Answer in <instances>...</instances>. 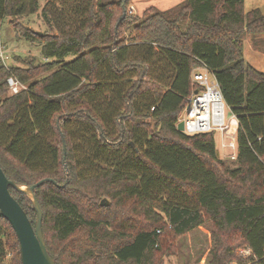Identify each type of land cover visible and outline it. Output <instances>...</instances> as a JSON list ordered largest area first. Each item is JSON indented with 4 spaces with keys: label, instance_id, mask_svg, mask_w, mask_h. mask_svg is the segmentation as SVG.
Returning <instances> with one entry per match:
<instances>
[{
    "label": "trees",
    "instance_id": "trees-1",
    "mask_svg": "<svg viewBox=\"0 0 264 264\" xmlns=\"http://www.w3.org/2000/svg\"><path fill=\"white\" fill-rule=\"evenodd\" d=\"M132 1L0 0V24L10 18L45 59L0 60V168L20 186L56 182L34 191L56 264H162L167 243L206 224L210 264H264V72L243 56L264 14L244 0H184L131 16ZM38 12L41 36L19 22ZM201 67L237 118L234 166L213 132L176 130ZM9 77L24 89L9 95ZM9 192L34 227L31 201ZM0 264H21L1 217Z\"/></svg>",
    "mask_w": 264,
    "mask_h": 264
},
{
    "label": "rangeland",
    "instance_id": "rangeland-1",
    "mask_svg": "<svg viewBox=\"0 0 264 264\" xmlns=\"http://www.w3.org/2000/svg\"><path fill=\"white\" fill-rule=\"evenodd\" d=\"M183 1L184 0H134L128 6L127 13L130 7H133V12L130 15L140 16L141 12L148 7L166 10L181 4ZM43 5L44 2H41V7H43ZM19 22L32 32L41 33L44 31V24L40 12L36 15L25 17ZM0 48L3 56H5L4 63L1 62L7 67H23L30 59H35L38 63L45 62V59L41 56L40 45L37 43H30L19 36L10 23V18H4L0 24ZM71 58L72 57H68L67 60ZM8 93L11 95L10 90ZM228 112L227 118L230 116L229 109ZM214 139L219 158L224 161L227 166H234V161L228 158L229 151L221 147L222 143L227 142V140L221 137L219 133H215ZM166 247L168 248L169 255L162 256V264H210L212 260L210 252L214 247L212 227L210 224L200 226L184 236L179 237L173 243H167ZM245 250H247L245 247L237 248L234 250V255L240 257V252ZM229 264L240 263L234 261Z\"/></svg>",
    "mask_w": 264,
    "mask_h": 264
},
{
    "label": "built area",
    "instance_id": "built-area-1",
    "mask_svg": "<svg viewBox=\"0 0 264 264\" xmlns=\"http://www.w3.org/2000/svg\"><path fill=\"white\" fill-rule=\"evenodd\" d=\"M133 8L130 7L128 14H132ZM0 48V60L4 63ZM192 82L198 86V93L192 94L184 108L178 122L183 123V132L185 135L194 136L201 133H219L221 137L227 140L222 143V149L229 151L228 158L234 161L237 154L236 134L238 129L237 118L230 113L226 107L219 84L215 76L205 67L197 68L192 72ZM7 84L11 94H17L24 87L17 80L10 77ZM240 256L247 259L251 253L249 250L241 251ZM252 264V263H248Z\"/></svg>",
    "mask_w": 264,
    "mask_h": 264
},
{
    "label": "water",
    "instance_id": "water-1",
    "mask_svg": "<svg viewBox=\"0 0 264 264\" xmlns=\"http://www.w3.org/2000/svg\"><path fill=\"white\" fill-rule=\"evenodd\" d=\"M123 17H125V15ZM34 33L38 36L42 35V33L39 32ZM197 93V90L194 91V94ZM176 130L181 133L183 132V123L181 121L176 125ZM63 151L65 154L66 148L64 143ZM63 165L64 170L67 173L65 158L63 159ZM47 183L56 185L54 180L46 178L38 181L30 187L20 186L17 183L8 180L0 168V217L9 223L16 234L19 243L21 264H56L46 249L41 230L42 211L34 194L36 188ZM9 188L24 194L31 201L32 208L37 214L34 227L29 221L26 213L11 196ZM100 206H108V201L106 199H102Z\"/></svg>",
    "mask_w": 264,
    "mask_h": 264
},
{
    "label": "crops",
    "instance_id": "crops-1",
    "mask_svg": "<svg viewBox=\"0 0 264 264\" xmlns=\"http://www.w3.org/2000/svg\"><path fill=\"white\" fill-rule=\"evenodd\" d=\"M254 9H258L262 14H264V0H244V12H249ZM160 11H165V10H160ZM243 56L245 61L249 65H251L260 72H264V34L256 35V36L247 34L244 37Z\"/></svg>",
    "mask_w": 264,
    "mask_h": 264
}]
</instances>
